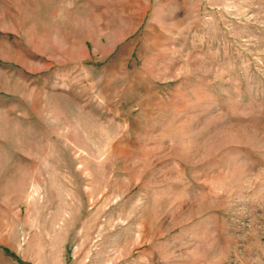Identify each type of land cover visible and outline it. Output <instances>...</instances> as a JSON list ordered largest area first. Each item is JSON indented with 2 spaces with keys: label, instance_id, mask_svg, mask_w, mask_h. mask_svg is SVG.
I'll return each mask as SVG.
<instances>
[{
  "label": "rangeland",
  "instance_id": "rangeland-1",
  "mask_svg": "<svg viewBox=\"0 0 264 264\" xmlns=\"http://www.w3.org/2000/svg\"><path fill=\"white\" fill-rule=\"evenodd\" d=\"M0 264H264V0H0Z\"/></svg>",
  "mask_w": 264,
  "mask_h": 264
}]
</instances>
